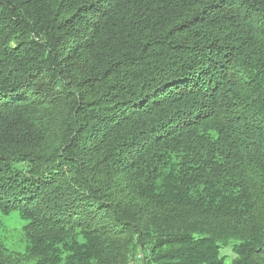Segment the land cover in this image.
Wrapping results in <instances>:
<instances>
[{"label":"trees","instance_id":"1","mask_svg":"<svg viewBox=\"0 0 264 264\" xmlns=\"http://www.w3.org/2000/svg\"><path fill=\"white\" fill-rule=\"evenodd\" d=\"M12 213L0 264H264V0H0Z\"/></svg>","mask_w":264,"mask_h":264},{"label":"rangeland","instance_id":"2","mask_svg":"<svg viewBox=\"0 0 264 264\" xmlns=\"http://www.w3.org/2000/svg\"><path fill=\"white\" fill-rule=\"evenodd\" d=\"M25 224L26 222L18 213L0 214V239L13 252L22 253L26 249ZM223 254L228 257V263L234 258V254L230 249L225 250Z\"/></svg>","mask_w":264,"mask_h":264},{"label":"built area","instance_id":"3","mask_svg":"<svg viewBox=\"0 0 264 264\" xmlns=\"http://www.w3.org/2000/svg\"><path fill=\"white\" fill-rule=\"evenodd\" d=\"M141 259H142V257H141V256H139V257H138V260H137L135 263H133V264H140V262H141Z\"/></svg>","mask_w":264,"mask_h":264}]
</instances>
